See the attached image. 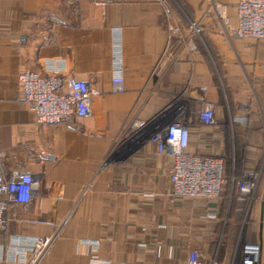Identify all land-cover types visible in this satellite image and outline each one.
I'll list each match as a JSON object with an SVG mask.
<instances>
[{
  "label": "crops",
  "instance_id": "0c3cea01",
  "mask_svg": "<svg viewBox=\"0 0 264 264\" xmlns=\"http://www.w3.org/2000/svg\"><path fill=\"white\" fill-rule=\"evenodd\" d=\"M180 1L185 8L176 0H0L2 167L41 180L27 206L6 211L0 245L53 236L38 264H191L193 251L198 264H234L252 241L264 264V40L224 42L206 15L210 0ZM216 1L234 28L239 0ZM189 18L201 21L202 38L191 36ZM118 33L123 90L112 77ZM50 68L90 85V118L38 123L20 76ZM207 103L211 125L199 116ZM178 109L189 150L224 156L230 179L262 166L248 211L231 182L214 201L172 195L171 157L135 123ZM240 115L245 122L234 121ZM42 151L56 160L41 163Z\"/></svg>",
  "mask_w": 264,
  "mask_h": 264
},
{
  "label": "built area",
  "instance_id": "2783aa9c",
  "mask_svg": "<svg viewBox=\"0 0 264 264\" xmlns=\"http://www.w3.org/2000/svg\"><path fill=\"white\" fill-rule=\"evenodd\" d=\"M172 10L166 7L168 17ZM206 15L215 21V27L224 42L234 38H254L264 40V0H239L236 6L237 25L230 28L231 17L226 15L216 0H210ZM192 37L202 38L200 20L190 19ZM177 28H172V31ZM182 37V36H181ZM180 39V38H179ZM112 77L118 90H123V64L120 35L116 37ZM64 69L50 68L45 72L28 70L21 74L20 82L23 99L35 110L40 124H57L74 118L87 119L93 115V94L90 85L75 76L66 75ZM246 111V109H245ZM203 123L211 125L215 121V107L207 103L200 111ZM246 116L234 117L236 122H245ZM148 126L151 139L157 144L160 154L171 157L170 179L172 195L188 198L217 200L229 182L235 188L238 201L247 204V211L256 198L262 177V167L244 171L230 179L226 175V158L221 155H200L189 150L190 125L180 109L152 122H136ZM54 161L56 156L49 151L40 153V162ZM3 152L0 149V229L7 226L6 211L12 205L27 206L34 193L41 187V180L34 175L13 170L7 173L2 165ZM231 180V181H230ZM232 188V189H233ZM233 191V190H232ZM53 236L29 237L12 236L7 244L0 245V261H17L23 264H38L49 250ZM96 247L95 241H87ZM241 255L240 262L238 255ZM191 264L199 263V254L190 253ZM91 264H107L93 258ZM234 264H262L260 243L244 241L237 252Z\"/></svg>",
  "mask_w": 264,
  "mask_h": 264
},
{
  "label": "trees",
  "instance_id": "16d2710c",
  "mask_svg": "<svg viewBox=\"0 0 264 264\" xmlns=\"http://www.w3.org/2000/svg\"><path fill=\"white\" fill-rule=\"evenodd\" d=\"M182 7H184L183 6V4H182V2L180 1V0H176ZM185 8V7H184ZM226 165H227V160H226Z\"/></svg>",
  "mask_w": 264,
  "mask_h": 264
},
{
  "label": "rangeland",
  "instance_id": "374dc122",
  "mask_svg": "<svg viewBox=\"0 0 264 264\" xmlns=\"http://www.w3.org/2000/svg\"><path fill=\"white\" fill-rule=\"evenodd\" d=\"M262 165H263V163H262ZM262 166H260V167H258V168H256V169H259V168H261ZM263 170V169H262ZM263 172V171H262Z\"/></svg>",
  "mask_w": 264,
  "mask_h": 264
}]
</instances>
